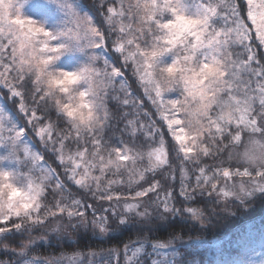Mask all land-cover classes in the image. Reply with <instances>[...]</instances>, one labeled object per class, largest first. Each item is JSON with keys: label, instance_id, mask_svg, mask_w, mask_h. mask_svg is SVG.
I'll return each instance as SVG.
<instances>
[{"label": "snow or ice", "instance_id": "snow-or-ice-1", "mask_svg": "<svg viewBox=\"0 0 264 264\" xmlns=\"http://www.w3.org/2000/svg\"><path fill=\"white\" fill-rule=\"evenodd\" d=\"M29 5L0 0V264H232L153 233L264 203V0ZM113 224L136 238L31 254Z\"/></svg>", "mask_w": 264, "mask_h": 264}, {"label": "trees", "instance_id": "trees-1", "mask_svg": "<svg viewBox=\"0 0 264 264\" xmlns=\"http://www.w3.org/2000/svg\"><path fill=\"white\" fill-rule=\"evenodd\" d=\"M9 107H11L10 104ZM200 206L203 207V205ZM232 211L235 212V215L222 214L215 218L213 225L203 233L191 228H181L177 225L174 229L170 228L167 231L161 230L155 232L153 233V237L163 240L166 239L172 231L177 233L183 231L185 233V239H187L189 235L192 237L200 236L203 242H210L213 244L218 243L219 240H221L220 244L223 241L240 240V243L229 245L224 250L222 258L232 257L236 259L246 254V252H242V250L248 251L261 248L259 232L261 228L264 227V203L256 200L245 208L233 207ZM53 226L54 225H49L47 228V231L49 232L47 240L49 242L38 243L32 249L31 254H38L41 257H58L62 254L72 255L76 251L87 252L91 250L99 252L102 249L121 248L123 243L136 238L135 231L126 230L121 232V230L116 228V225L113 224L112 227L116 230L111 233V238H98L91 234V229L88 230V234H84L83 229H78L76 232L68 230V236L71 237V239H65L58 243L55 235L51 233V228ZM242 227H246L247 231H241ZM44 232L45 229H40L33 234L34 238L38 239L44 234ZM253 240L255 241L256 246L251 245ZM0 258L6 257L0 255ZM122 259L123 258L121 257V260ZM65 264H67V262H65Z\"/></svg>", "mask_w": 264, "mask_h": 264}, {"label": "rangeland", "instance_id": "rangeland-1", "mask_svg": "<svg viewBox=\"0 0 264 264\" xmlns=\"http://www.w3.org/2000/svg\"><path fill=\"white\" fill-rule=\"evenodd\" d=\"M38 2L39 3H43V2H45V0H30V5L26 7V11L32 12L33 8H32L31 5L35 4V3H38ZM241 231H247L246 227H242ZM220 242H221V240H219V242L215 243V244L210 243V242L209 243L203 242V244H204L205 247H212V246H218L220 244ZM251 245L256 246V243H255L254 240L252 241ZM261 251H264V249L259 248V249H255V250L251 249V250H248V251L247 250L246 251L242 250V252H246V254L241 256V257H239V258L234 259L232 257H226V258H223V259L232 262V264H240L241 261H247L250 258L255 260V261H259L260 259H262V257L257 255L256 253H259Z\"/></svg>", "mask_w": 264, "mask_h": 264}]
</instances>
